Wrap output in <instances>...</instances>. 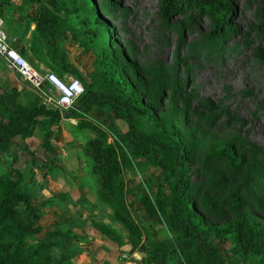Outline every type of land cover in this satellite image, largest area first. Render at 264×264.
I'll list each match as a JSON object with an SVG mask.
<instances>
[{"label":"rangeland","instance_id":"rangeland-1","mask_svg":"<svg viewBox=\"0 0 264 264\" xmlns=\"http://www.w3.org/2000/svg\"><path fill=\"white\" fill-rule=\"evenodd\" d=\"M86 1L99 7L106 5L105 0H48L49 5L68 20L67 29L59 39L60 46L68 61L81 72L85 88L108 91L100 58H108L109 53L120 57L131 73H137L141 82L139 95L145 104L185 136L193 163L192 175L202 196L199 200L210 195L207 185L211 175L200 162L214 148L224 143L232 144L245 164L251 166L243 171L251 175L259 169V177L253 181L246 206L252 219L264 222V59L255 54L257 46H264L260 27L264 17L259 12L262 1L234 0V10L227 20L233 30L216 39L210 35L212 26L208 16L191 9L174 12L165 18L160 13L161 0H119L106 13L100 8L96 13L103 16L106 25L99 26L94 35L96 23L93 18L85 23L82 10L73 12L75 3L84 5ZM30 5L23 1L21 6L14 8L28 10ZM30 21L27 15L22 23L28 26ZM158 69L164 72V79L174 74L175 92L169 89L172 78L168 79V88L158 89ZM49 70L63 79L70 74H59L52 67ZM80 111L105 128L111 135L109 140L117 137L128 152L142 145L129 136L122 114L108 103L89 100L82 104ZM137 120L144 128L155 129L145 114H138ZM60 122L62 128L67 126ZM68 127L74 132L76 145L72 154L67 148L45 152L43 147L35 148L33 155L0 152V160L7 163L3 171L12 169L9 174L18 176L32 203L42 211L38 221L41 231L27 238L28 249L50 237L58 242L51 248V253L62 259V264L83 254L85 248L80 247L93 233H101L96 223L110 220L107 205L99 201V207L93 211L90 202L91 195L97 194L99 183L92 173L93 161L85 154L83 146L94 133L87 128ZM222 159L217 156L211 169L217 170V178L228 171ZM162 162V154L155 152L150 157L134 158L132 166L123 171L129 185L141 182L144 177L152 179L153 183L144 184L136 196L127 195L128 201H133L131 208L139 223L148 229H151L148 218L138 199L145 192L154 196L158 182L169 189ZM61 167H64L62 171ZM69 167L79 186L70 179ZM85 171L91 175L86 179L82 177ZM49 172L57 174L61 180L49 179ZM224 196L217 194V199ZM65 210L72 213L65 214ZM198 211L205 213L202 206ZM219 211L217 221H224L230 215L224 210ZM56 228L65 234L50 235ZM206 245L216 247L226 260L257 264L255 256L243 253L232 233L210 236L206 238ZM123 252L127 251L119 250V255ZM122 259L128 258L123 256Z\"/></svg>","mask_w":264,"mask_h":264},{"label":"trees","instance_id":"trees-1","mask_svg":"<svg viewBox=\"0 0 264 264\" xmlns=\"http://www.w3.org/2000/svg\"><path fill=\"white\" fill-rule=\"evenodd\" d=\"M23 1L36 4L35 15L31 18L35 22L30 45L33 54L45 60L59 74L70 73L84 84L81 72L68 61L60 46V36L68 26L66 16L50 6L48 0ZM261 1L259 12L264 17V0ZM105 2L106 5L100 7L87 1L84 5L75 3L73 7V12L82 10L85 13V23L93 18L96 23L94 35L98 33L99 26L106 25L103 16L96 11L102 9L105 13L109 12L119 0ZM191 9L209 17L213 39L233 30L227 25V20L234 10V0H161L160 4V13L165 18L174 12ZM260 27L264 36V22ZM104 48L105 45L103 51ZM255 54L264 59V46H257ZM100 63L104 67L103 79L108 91L85 88L84 85L77 103L63 112L44 104L37 94L30 93L26 104L17 103L13 108L5 103L1 95L0 152L10 148L13 134L27 122H36L45 117V121L51 125L58 123L62 117L78 118L77 127L90 129L94 133L84 144L83 151L93 161L92 173L97 176L99 183L98 198L112 209L111 220L127 231L131 250L141 248V243H144L147 255L143 261L152 264H237L226 260L216 247L206 245V238L210 236L222 237L232 233L244 254L255 256L257 264H264V222L252 219L246 206L253 181L259 177V169L251 175L243 171V168L251 166L245 164L232 144L224 143L214 148L200 162L202 168L211 175L207 185L210 195L199 200L202 196L192 175L193 163L185 136L145 104L139 95L141 82L137 73H131L120 57L109 53L108 58H100ZM163 73L161 69L156 73L159 78L158 89L168 88V79L172 78L169 89L175 92L177 83L174 74L164 79ZM91 99L105 101L120 110L127 123L129 136L142 145L130 153L117 137L109 140L110 133L80 111L82 104ZM138 114H145L155 129L144 128L137 120ZM48 131L49 128L46 133ZM155 152L162 154L169 189L166 190L163 183L158 182L154 196L145 192L138 200L148 217L161 218L169 231L179 235L174 242L161 240L156 230L143 227L131 208L133 201L127 199V195L136 196L144 184L153 182L150 177H144L141 182L129 185L123 171L132 166L134 158L150 157ZM217 156L223 158L228 168L227 173L218 178L217 170H211ZM217 194L225 196L218 200ZM199 206L204 208V214L198 211ZM220 209L230 214L224 221H217ZM41 216L42 211L32 203L30 195L20 185L18 176L0 174V264H62L63 260L51 253V248L58 242L50 237L38 242L31 250L27 247V238L41 231V225L37 223ZM96 226L107 237L121 241V236L108 224L100 222ZM64 234L60 228L50 232L53 236ZM180 239L190 240L191 245L185 246ZM176 250L180 259L172 263L168 256Z\"/></svg>","mask_w":264,"mask_h":264},{"label":"crops","instance_id":"crops-1","mask_svg":"<svg viewBox=\"0 0 264 264\" xmlns=\"http://www.w3.org/2000/svg\"><path fill=\"white\" fill-rule=\"evenodd\" d=\"M22 4H23V0H0V17L3 21V26L12 44L15 47H17L19 50L23 46L24 47L23 53L24 56L28 59V61L37 69L41 71H45L46 69H50L51 66L45 60H41L35 54H33V52L30 49L31 36H32V31L35 27V22L31 20L28 26L27 25L25 26L22 23L23 18H26L27 15L30 16V18H32L35 15L36 4L32 3L29 6L28 10H26L25 8L23 9L14 8V7H19ZM65 74L68 75L67 73ZM69 76H73V75L69 74ZM29 90L35 91L27 81L22 80L18 75V73L13 71L11 68H9L6 65L5 61L2 58H0V98L1 95H3L5 103L10 108H13L17 103L26 104L28 102L27 97L31 93ZM91 100L93 102L94 99ZM97 102L101 103L105 101H97ZM118 111L119 114L120 113L122 114L120 110ZM86 116L88 117L89 115ZM76 119L78 118L62 117L57 124L53 123L51 125H49L48 121H45L46 120L45 117L39 118L36 122H27L25 125L20 127L13 134L11 139V146L8 150L5 151V153H10V154L15 153L18 156L20 155L23 156L27 154L33 155L34 149L40 147L41 148L43 147L45 152L57 148L59 149L67 148L70 149V152L74 151L73 148L76 147V145H74L75 143L73 139L74 132L69 130L68 126L69 125L76 126V123L78 121ZM60 121L64 122V124L66 123L67 126H64V128H62V126L60 125L61 124ZM47 128H49V131L46 133ZM77 147H79V145ZM4 162L5 161L0 160V164H1L0 171H2L3 174L5 172L3 171V168L5 167L4 164H7ZM61 168L60 171H62L64 167ZM70 169H71L70 167L67 169L69 170L70 173L69 175L70 179L73 181V183H75L74 184L75 186H79L74 179L73 176L74 172H72ZM11 170L12 169H9L5 173H9ZM60 174L62 175L64 173L61 172ZM89 176H91L89 172L85 171V174L82 177L86 179ZM47 177L55 181L61 180V177L57 178V174L51 172L47 173ZM90 200H91L90 202H92L93 205V211H95L99 207L97 206V203L100 201L98 195L97 194L91 195ZM103 204L107 205L105 203ZM64 212L65 214L72 213L71 211L68 210H65ZM108 213H109V219L111 220L110 215L112 213V209L109 206H108ZM147 218H148V226L151 228V230H156L157 237L159 239L169 240L171 242H174V240H176L177 237H179V235H176L175 233L168 230V228L161 220V218L159 217L150 218L148 216ZM110 220H104L103 223H106L110 227L114 228L117 231V233L121 236V241L112 240L103 233L100 234L93 233L90 239L86 241V243L83 246L80 247V248H85L83 254L76 256L75 258H71L67 262L72 264H152L143 261L144 257H146L147 255L146 252L144 251V247H145L144 243H141L140 246L141 248H136L134 250H131V245L128 242L127 231L118 222H115L113 220L110 221ZM120 230L122 231L123 235L120 233L121 232ZM180 241L184 243V245L187 247L191 245V241L188 239H182V240L180 239ZM119 250H126L128 253L123 252L121 253V255H119ZM123 256H127L128 259L123 260L122 259ZM168 259L170 262L175 263L180 259V254L178 255L176 251H174L169 254Z\"/></svg>","mask_w":264,"mask_h":264},{"label":"built area","instance_id":"built-area-1","mask_svg":"<svg viewBox=\"0 0 264 264\" xmlns=\"http://www.w3.org/2000/svg\"><path fill=\"white\" fill-rule=\"evenodd\" d=\"M0 58L17 72L22 80L29 83L44 104L57 108L60 112L73 107L84 91V84L78 77L69 76L63 79L49 69L41 71L34 67L12 44L1 17Z\"/></svg>","mask_w":264,"mask_h":264},{"label":"water","instance_id":"water-1","mask_svg":"<svg viewBox=\"0 0 264 264\" xmlns=\"http://www.w3.org/2000/svg\"><path fill=\"white\" fill-rule=\"evenodd\" d=\"M24 47L22 46V48L20 49V52L23 53Z\"/></svg>","mask_w":264,"mask_h":264}]
</instances>
